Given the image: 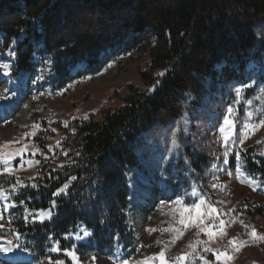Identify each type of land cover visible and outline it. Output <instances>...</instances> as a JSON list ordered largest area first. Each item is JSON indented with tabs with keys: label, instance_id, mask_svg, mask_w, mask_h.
<instances>
[{
	"label": "rangeland",
	"instance_id": "374dc122",
	"mask_svg": "<svg viewBox=\"0 0 264 264\" xmlns=\"http://www.w3.org/2000/svg\"><path fill=\"white\" fill-rule=\"evenodd\" d=\"M0 33V78L5 79L0 89L11 96L27 84V98L12 118L0 115V156L21 153L7 166L0 163V193L7 196L6 201L0 196V245L11 247L14 256H31L30 264H161V252L167 264H264V240L250 235L255 229L258 237L264 236V22L256 27V50L249 53L244 70L225 63L204 81L202 92L187 95L178 118L142 133L137 166L126 177L130 197L135 183L150 188L149 197L137 204L136 218L130 216V203L119 229L125 238L107 239L104 251L90 242L92 233L84 228L72 241L46 230L33 237L30 232L54 220L49 211L40 213L43 222L34 220L41 209L29 208L24 190L45 164L50 166L63 154L58 138L73 122L90 118L102 122L104 112L122 107L131 91L150 88L144 80L157 75L148 52L154 40L106 51L99 66L88 69L81 63L74 70L70 59L56 62L49 48L34 43V61L26 76L13 61L15 40ZM3 65L8 66L7 74ZM244 85L249 87L237 95ZM17 115L27 117L18 120ZM225 115L233 121L231 136L236 140L227 164L219 132ZM141 175L148 186L140 182ZM65 185L59 194H64ZM5 203L15 207L5 210ZM220 253L231 258L217 260ZM0 264L12 263L0 257Z\"/></svg>",
	"mask_w": 264,
	"mask_h": 264
},
{
	"label": "trees",
	"instance_id": "16d2710c",
	"mask_svg": "<svg viewBox=\"0 0 264 264\" xmlns=\"http://www.w3.org/2000/svg\"><path fill=\"white\" fill-rule=\"evenodd\" d=\"M262 22L264 0H0V30L15 40L14 62L25 72L34 43L49 48L56 62L64 57L72 67H96L107 49L154 40L148 52L157 75L144 80L150 88L131 91L102 122H73L58 138L63 154L28 182L23 197L29 208L54 214L52 224L28 232L71 240L85 227L100 247L117 236L122 241L126 174L137 166L142 133L178 118L187 95L202 92L223 60L244 70Z\"/></svg>",
	"mask_w": 264,
	"mask_h": 264
},
{
	"label": "snow or ice",
	"instance_id": "6c2138e0",
	"mask_svg": "<svg viewBox=\"0 0 264 264\" xmlns=\"http://www.w3.org/2000/svg\"><path fill=\"white\" fill-rule=\"evenodd\" d=\"M15 43V41H14ZM12 55H15L14 53H12ZM3 68H4V72L5 74L8 73V66L7 65H3ZM41 79L40 77H37V80ZM36 81H33V83H35ZM246 87H249V85H244L242 86L241 88L237 89V95H239L244 88ZM152 91H154V88L152 89ZM232 113V108L229 107L228 109V114L230 115ZM229 115H225L224 119H223V126H221L219 128V132L222 134L223 136V141H224V147H225V159L223 160V163L224 164H227L228 163V159H227V156L229 154V148L236 143V140L232 139V136H231V130H232V126H233V121L231 119H229ZM262 124H264V120L261 121ZM239 143H243V140H239ZM17 155H21V153H8V154H5V155H2L0 156V163H2L3 165L7 166L10 164V161L15 159V157ZM236 155L238 156L239 153H236ZM9 169L8 167H5V172H7ZM228 175H231V172L228 173ZM65 187H67V185H65ZM213 187H215V185H213ZM60 189L57 190V195L60 193ZM0 196H3L4 200L6 201L7 200V196H4L3 193H0ZM179 199L175 202V203H179ZM21 203H23V201H21ZM161 203L163 204L164 201H161ZM9 207H15V204H7L5 203L4 204V209L7 210ZM53 207H55V201H53ZM196 209H197V217H199V205H195ZM190 209L188 208H185V211H189ZM45 210L41 209L39 210V212H37L34 216H33V219L36 220V219H39L41 222H43V217L40 215L41 212H44ZM181 223H184L183 220H181ZM224 222L221 221V224H223ZM2 226V225H0ZM250 235L253 237V238H259L261 240H264V236H259L258 237V234L256 232L255 229H253L250 233ZM84 236L87 237L89 236V233L88 232H85L84 233ZM77 239H83V237H77ZM8 244L11 245L12 244V241H8ZM52 251H59L58 248H53L51 249ZM0 251H4V252H10L12 251V248L11 247H4L3 245H0ZM66 254L69 255V256H72L73 259L75 260L76 257H75V254L74 252H71V251H67L66 250ZM221 256H224V259L225 261H227L228 259H230L231 257H228L226 254L224 253H220V254H217L216 255V259L217 260H220L221 259ZM159 258L161 260V264H167V262L165 261V258H164V253L161 252L159 254ZM93 259H95V257H93ZM179 260H184L185 257H179L178 258ZM56 264H63L62 261H57ZM122 264H127V262H122ZM204 264H208L207 261H204Z\"/></svg>",
	"mask_w": 264,
	"mask_h": 264
},
{
	"label": "bare ground",
	"instance_id": "6f19581e",
	"mask_svg": "<svg viewBox=\"0 0 264 264\" xmlns=\"http://www.w3.org/2000/svg\"><path fill=\"white\" fill-rule=\"evenodd\" d=\"M4 82H5V79L0 78V85H2ZM8 90H9V88H8ZM8 92L9 91L1 90L0 91V97L4 96L5 94H8ZM9 98H12L11 101L8 100ZM25 98H27V84H23L22 90L20 93H17L16 95H11V96L9 95L8 97H6V99H4V101L0 102V115H7V119L12 118L13 114L20 108L22 101ZM7 101H9V102H7ZM26 117H27V115L26 116L25 115H21V116L17 115L16 116V118L18 120H24ZM146 181L147 180L145 179L144 182L146 183ZM134 186H135V190H134L133 196L131 197V209H130L131 218H136L137 204L140 203L141 200L146 199L149 196V191H150V188L146 189V187H144L145 188L144 189L140 185L138 186L136 183ZM141 203H144V202H141ZM0 257H3V261L9 260L12 263L28 264L27 260H29L28 257H23L20 255L14 256V254H12L10 252L5 253L4 251H0Z\"/></svg>",
	"mask_w": 264,
	"mask_h": 264
}]
</instances>
